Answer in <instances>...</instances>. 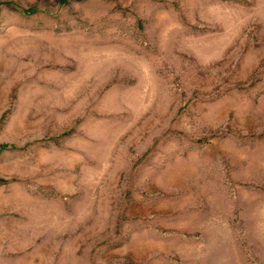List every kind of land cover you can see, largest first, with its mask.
I'll return each mask as SVG.
<instances>
[{"label": "rangeland", "instance_id": "374dc122", "mask_svg": "<svg viewBox=\"0 0 264 264\" xmlns=\"http://www.w3.org/2000/svg\"><path fill=\"white\" fill-rule=\"evenodd\" d=\"M0 264H264V0H0Z\"/></svg>", "mask_w": 264, "mask_h": 264}]
</instances>
